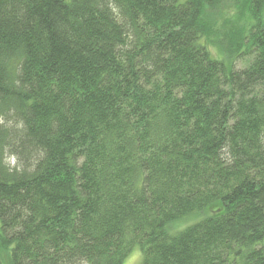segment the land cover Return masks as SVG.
I'll return each mask as SVG.
<instances>
[{
  "label": "trees",
  "instance_id": "obj_1",
  "mask_svg": "<svg viewBox=\"0 0 264 264\" xmlns=\"http://www.w3.org/2000/svg\"><path fill=\"white\" fill-rule=\"evenodd\" d=\"M241 4L252 24L212 56L213 17ZM135 245L264 264V0H0V264Z\"/></svg>",
  "mask_w": 264,
  "mask_h": 264
},
{
  "label": "rangeland",
  "instance_id": "obj_2",
  "mask_svg": "<svg viewBox=\"0 0 264 264\" xmlns=\"http://www.w3.org/2000/svg\"><path fill=\"white\" fill-rule=\"evenodd\" d=\"M217 15L213 17V22L211 25V31L209 35V40L212 43H208V49L212 56L224 58L225 60L233 57L234 44L239 42L248 27L252 24V19L246 11L244 4H241L233 8H225ZM206 21V18H203ZM235 67L241 68L245 67L246 63L244 61H235ZM14 160L9 161L12 165ZM193 218H187L185 220L178 221L170 226L173 231L183 228L185 225L192 223ZM142 260V250L139 246L135 245L129 251L127 257L122 264H140Z\"/></svg>",
  "mask_w": 264,
  "mask_h": 264
}]
</instances>
